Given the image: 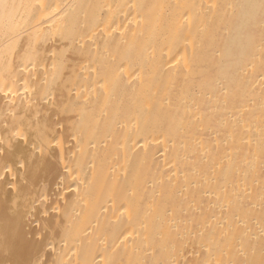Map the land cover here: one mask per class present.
Wrapping results in <instances>:
<instances>
[{"label":"bare ground","instance_id":"6f19581e","mask_svg":"<svg viewBox=\"0 0 264 264\" xmlns=\"http://www.w3.org/2000/svg\"><path fill=\"white\" fill-rule=\"evenodd\" d=\"M0 264H264V0H0Z\"/></svg>","mask_w":264,"mask_h":264}]
</instances>
